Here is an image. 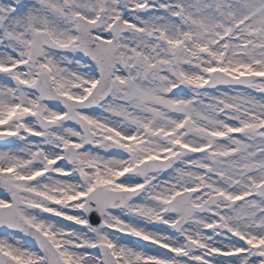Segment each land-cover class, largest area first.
<instances>
[{
    "label": "snow or ice",
    "instance_id": "1",
    "mask_svg": "<svg viewBox=\"0 0 264 264\" xmlns=\"http://www.w3.org/2000/svg\"><path fill=\"white\" fill-rule=\"evenodd\" d=\"M0 264H264V0H0Z\"/></svg>",
    "mask_w": 264,
    "mask_h": 264
}]
</instances>
